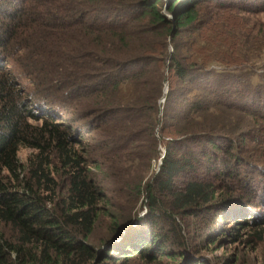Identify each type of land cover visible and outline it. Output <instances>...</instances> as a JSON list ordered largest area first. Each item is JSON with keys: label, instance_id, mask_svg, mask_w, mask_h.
I'll list each match as a JSON object with an SVG mask.
<instances>
[{"label": "trees", "instance_id": "16d2710c", "mask_svg": "<svg viewBox=\"0 0 264 264\" xmlns=\"http://www.w3.org/2000/svg\"><path fill=\"white\" fill-rule=\"evenodd\" d=\"M261 14L0 0V264H246L214 253L264 244Z\"/></svg>", "mask_w": 264, "mask_h": 264}, {"label": "rangeland", "instance_id": "374dc122", "mask_svg": "<svg viewBox=\"0 0 264 264\" xmlns=\"http://www.w3.org/2000/svg\"><path fill=\"white\" fill-rule=\"evenodd\" d=\"M226 17V16H224ZM240 17H242L244 19V21L251 20V18H248V16L245 15H240ZM222 20V19H220ZM225 20V19H224ZM231 20V18H229V21ZM254 22L253 24V28L251 30H254L253 33L257 32V29L259 28L258 24H261L262 26H264V14H261L260 16H253V20ZM205 29V27L203 28ZM207 29L204 30V33H207ZM219 52H223L222 50L220 51H215L213 53V55H215V53H219ZM229 54V53H227ZM258 65H262V61L257 62ZM10 69L12 70V72L16 75L17 77V81L20 82L21 86L25 89V90H31L30 86L27 84L26 80L24 78H21L20 74L17 72V70L13 67V65L9 66ZM167 90V87H165V92ZM161 156L164 153V148H161ZM31 153V150L27 149V148H19V152H18V159L20 162L24 163L26 161V158L29 156V154ZM160 161V160H159ZM159 161H157L158 165H159ZM157 163H154V170L157 169ZM225 254L226 256H231V255H236L239 256L241 258V261H243L246 264H262L264 263V244H259L255 249L251 248V247H247L246 244H242L241 242H237V243H231V241H223L221 242V247L219 250H217L214 255L215 256H221ZM213 255V256H214Z\"/></svg>", "mask_w": 264, "mask_h": 264}, {"label": "water", "instance_id": "95a60500", "mask_svg": "<svg viewBox=\"0 0 264 264\" xmlns=\"http://www.w3.org/2000/svg\"><path fill=\"white\" fill-rule=\"evenodd\" d=\"M162 158H163V155L161 156V159L159 161V165H161V163H162Z\"/></svg>", "mask_w": 264, "mask_h": 264}]
</instances>
